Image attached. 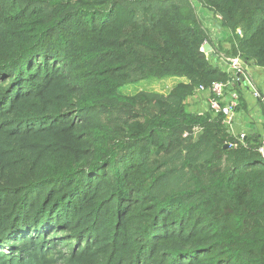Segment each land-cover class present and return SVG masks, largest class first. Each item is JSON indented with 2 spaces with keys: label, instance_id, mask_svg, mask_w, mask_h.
I'll use <instances>...</instances> for the list:
<instances>
[{
  "label": "trees",
  "instance_id": "1",
  "mask_svg": "<svg viewBox=\"0 0 264 264\" xmlns=\"http://www.w3.org/2000/svg\"><path fill=\"white\" fill-rule=\"evenodd\" d=\"M222 57L264 68V0H0V264H264V100L235 148L187 110Z\"/></svg>",
  "mask_w": 264,
  "mask_h": 264
},
{
  "label": "built area",
  "instance_id": "2",
  "mask_svg": "<svg viewBox=\"0 0 264 264\" xmlns=\"http://www.w3.org/2000/svg\"><path fill=\"white\" fill-rule=\"evenodd\" d=\"M239 34L241 31L237 30ZM203 51V48L201 47ZM221 68L227 72H232L235 77V81H239L241 83H247L248 87L251 89V92L255 98H261L264 100V95H262L254 85V83L250 80L249 74L247 73V67L244 62L239 57H222L218 63ZM227 83L222 82H213L210 87L199 86L196 89V92L205 93V99L207 101V106L214 113H221L224 115L223 124L226 126L228 132L236 137V140L230 144L234 148L237 146V143H244V138L246 137V133L243 131L236 132L232 126V121L236 112L237 107L239 106V94L231 88H226ZM228 93L229 96H226ZM196 133L198 128L193 129ZM188 133L185 132L184 136ZM258 151L264 156L263 147H259Z\"/></svg>",
  "mask_w": 264,
  "mask_h": 264
},
{
  "label": "crops",
  "instance_id": "3",
  "mask_svg": "<svg viewBox=\"0 0 264 264\" xmlns=\"http://www.w3.org/2000/svg\"><path fill=\"white\" fill-rule=\"evenodd\" d=\"M211 15H204L203 24L207 21L210 22ZM205 23L204 26L208 29L211 26ZM212 38V41L216 42L222 38H217V35H214L213 32H209ZM220 36L219 32L216 31ZM247 73L249 74L250 80L254 83L257 90L264 95V68H260L254 65H248ZM232 91H234L232 89ZM237 92V90L235 89ZM239 106L236 109L232 126L236 132L243 131L246 133V136H250L251 134H258L262 132V109L258 99L255 98L251 92V89L248 87L247 83H241L239 86ZM226 96H229L226 93ZM243 103V105H242Z\"/></svg>",
  "mask_w": 264,
  "mask_h": 264
},
{
  "label": "rangeland",
  "instance_id": "4",
  "mask_svg": "<svg viewBox=\"0 0 264 264\" xmlns=\"http://www.w3.org/2000/svg\"><path fill=\"white\" fill-rule=\"evenodd\" d=\"M198 9L200 10L199 14H200L201 21L203 22L204 16L201 14V12H203V9H200V8ZM205 23H207V21ZM209 23H211V26L210 28H208V31L213 32L214 35H217L216 37L219 39L220 36L218 35V33H216V30L213 28V23H214L213 18H211L210 22H208L207 24L209 25ZM219 41H216V42H219ZM178 80L179 79L177 78H167L163 80L142 79L140 81L127 83L126 85L122 87V91L125 93H129V94H133L139 91L159 92V93L165 94L169 91V89H171L175 85V83ZM205 96H206L205 93L196 92V94L188 98L187 110L190 112H195V113L205 112L208 108Z\"/></svg>",
  "mask_w": 264,
  "mask_h": 264
},
{
  "label": "water",
  "instance_id": "5",
  "mask_svg": "<svg viewBox=\"0 0 264 264\" xmlns=\"http://www.w3.org/2000/svg\"><path fill=\"white\" fill-rule=\"evenodd\" d=\"M202 48H203V51H204L205 53H209V52L211 51V47H210V45H209L207 42H204V43H203Z\"/></svg>",
  "mask_w": 264,
  "mask_h": 264
}]
</instances>
